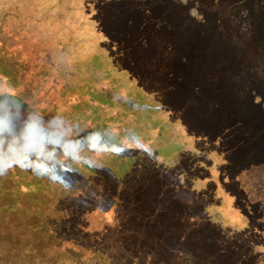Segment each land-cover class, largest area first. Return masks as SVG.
Masks as SVG:
<instances>
[{"label": "rangeland", "instance_id": "1", "mask_svg": "<svg viewBox=\"0 0 264 264\" xmlns=\"http://www.w3.org/2000/svg\"><path fill=\"white\" fill-rule=\"evenodd\" d=\"M2 1L4 0H0L1 6L4 5ZM178 1L186 8L182 10L180 16L174 17L173 14L171 19L180 23L183 32L182 45L187 48L197 47V50L203 49L200 51L201 54L207 51V55L212 57L209 61L202 60L197 73L199 83L204 89L201 94L205 103L217 102L223 106V110L227 109V112L219 117L221 119L241 115L238 110L244 107L250 110L245 114L249 119L263 118L264 121V6L261 5L263 7L258 13L257 10L253 11L254 17L250 11L252 16L250 21L248 10L252 9L249 3L255 0H236L242 1L245 6L231 5L233 14L222 16L223 21L220 22L224 26V31L219 33L214 27L217 15L208 17L201 10L198 0ZM240 10L246 15L244 18ZM139 18L143 19L142 16ZM193 27L197 28L198 34L191 33ZM92 30L89 29V32ZM54 31L55 29L50 30ZM201 31L204 33L201 34ZM76 33L72 32L68 37L70 49L66 50L64 47L59 51L52 50L50 54L48 52L45 54L48 63L46 67L49 68L50 64H53L51 60L60 58L66 51L75 53L76 58L86 48L94 49L89 51V56L82 67L81 64L76 68L70 67L68 71L70 75L67 73L62 75L66 79L65 82L69 81V85L67 88L62 87L61 93L67 94L73 99V103L70 105L60 103L59 107L65 108L73 118L59 116L71 120L67 127L71 128L74 134L78 132L85 135L94 130L99 131L109 143L126 138L124 133L126 135L129 133L131 141L141 136L149 145V149L144 153L151 156V153H157V146L159 147L162 142V138L157 134L153 140L143 135V132L154 126L152 120L160 123L170 112H182L179 114L181 119L178 121V127L187 129L194 127L191 123L193 112L187 110L190 107L200 111V107L185 102L191 93H185L183 96L181 93H166V78L163 76L161 78L165 80V85L160 89L156 74H151L149 68L151 64L158 63L149 57L146 58L144 50L134 60L120 61L119 54L112 57L108 52L109 56L102 53L100 47L108 41L107 39L101 41L99 47H92L93 41H84V38ZM233 35L237 37L238 42L250 37L252 45L246 47L249 49L253 46L252 56L255 62L252 71L245 76L249 82L248 87L242 82L240 89L245 88L239 91V88L235 90L224 81L230 58L227 47L228 44L235 43L231 40ZM194 39L198 40L199 46L195 44ZM143 40V37H137L138 43ZM116 46V51L121 52L119 49L121 45ZM78 47L82 49L78 50ZM239 53L238 49L232 50L235 57ZM68 58L71 59L72 56L69 55ZM20 62L22 63V60ZM184 64L187 63L181 62V65ZM53 65L59 69V66ZM12 66L17 67L15 64ZM133 67L144 73L138 80L131 71ZM233 69L239 73L241 68L234 64ZM23 72L20 74L21 77ZM208 77H211L214 83L210 84ZM206 79L208 89L203 82ZM103 82H107L106 91L102 90ZM210 87L213 89L210 90ZM76 89H79V92L75 93ZM178 89H181V82ZM235 91L238 93H234ZM16 94L38 104L37 97L32 93ZM125 99L132 100L131 106L138 108L134 110L128 105L121 104L120 102ZM181 105L185 111L179 110ZM51 108L47 104L34 110L36 114L43 116L41 110L53 113L52 109L55 108ZM235 108L237 111L231 113ZM132 112L135 113L127 114ZM29 113L31 112L21 110L16 118L17 125L27 120ZM143 114L149 116H142ZM140 124L143 132L140 131ZM112 126H116L118 130H109ZM168 136L170 139V134ZM167 143V149L161 153L166 158L152 163L156 168L154 173L150 172L152 167L147 158L138 170H135L138 158L143 155V151L136 148L126 150L120 155H112L110 158H95L101 167L74 169L67 174L60 173L67 175L70 182L79 181L78 189L73 191L67 190L62 184L54 183L45 175H36L19 168L12 169L8 175L10 178L13 177L11 181H6V187H13L11 192L17 193L18 211H12L11 207L15 206H12L11 195L7 192L3 204L6 206L4 209L9 208V214H4L3 224L19 223L16 226L17 229L19 227L17 240L24 242L29 239L26 225L35 223L28 220L29 214L39 215L36 224L40 227V234H35V239L50 241L46 248L47 258H44L41 264H191V260L180 256L181 250L190 253L192 249L193 261H199V264H264L262 226L253 217L244 218L245 203L242 202L234 208L236 198L228 194L229 187L226 182L212 173L214 166L209 156L196 157L199 163H205L202 168L204 174L190 177L187 173H192L195 169L196 163L190 157L195 155L196 145L191 143L189 137L184 138L180 133L174 134L171 142ZM176 156L178 162L175 161ZM57 159L60 157L57 156ZM126 160L128 163L124 168ZM164 167L171 168L170 171H182L186 174L188 185L200 193L199 195L205 194L208 205L198 208L189 204L190 210L195 207L194 219L198 222L193 223V216H190L186 207L180 208L179 212L166 210L167 206L164 204H169V195H166L169 182L162 180ZM56 174L48 173L50 176ZM137 174L140 176L138 184L133 180ZM135 187L140 191H136ZM99 195L103 199L98 201ZM163 196L166 198L164 201ZM238 198L241 199L242 195ZM160 204L164 210L162 217L159 216ZM14 230L13 226H4L1 229V243L7 252L12 249ZM24 248L26 252L31 249ZM33 250L39 251L36 248ZM39 254L36 252L33 255Z\"/></svg>", "mask_w": 264, "mask_h": 264}, {"label": "trees", "instance_id": "2", "mask_svg": "<svg viewBox=\"0 0 264 264\" xmlns=\"http://www.w3.org/2000/svg\"><path fill=\"white\" fill-rule=\"evenodd\" d=\"M259 1L255 0L249 3L252 9L248 10L250 21L251 12L254 17L253 11L257 10L258 13L264 6V0ZM198 2L201 10L208 17L213 14L217 15L214 27L219 33L224 31V26L220 22L223 21L222 16L233 14L231 5L245 6L241 3L242 1L236 0H198ZM2 3L4 5L1 6L0 3V15H2L0 18V89L5 93L12 92L22 111L36 114V110H34L36 107L39 109L49 104L50 107L55 108L54 110L51 108L53 113L41 110L42 115L44 114L41 117L46 121L59 117L66 126L69 125L71 120L68 118L72 119L73 117L69 116L65 108L59 107V104L70 105L73 103V99L69 98L67 94L61 93L62 87L67 88L69 85V81L65 82L66 79L62 75L66 73L70 75L68 73L70 67L76 68L78 64H81L80 67H82L89 56V51L94 49L86 48L76 58L75 53L66 51V54L60 58L51 60V63L59 66V69L55 68L53 64H50L49 68L46 67L48 63H46L45 54L47 52L50 54L52 50L59 51L64 47L66 50L70 49L68 37L72 32L76 31V34H80L84 41H93L92 47H99L100 42L107 39L108 41L100 47L102 53L108 55V52L112 57L119 54L120 61L134 60L144 50L146 58L149 57L150 60L158 63L151 64L149 68L151 74H156L159 88L161 89L165 85L164 81L166 80V93H181L182 96L185 93H191L187 97V101H184L187 104H197L200 111H195L190 107L187 110L193 112L191 123L194 127L190 129L178 127V121L181 119L179 114L182 112H170L160 123L152 120L151 123L154 126L149 131L143 132L140 124V131L144 133L143 135L147 139L153 140L157 134L162 138V142L159 147L157 146V153L153 152L151 156H146L145 151L142 150L143 155L141 154L138 158L135 170H138V167L147 158L152 167L150 172L154 173L156 168L152 166V163L153 161L156 162L155 160L162 161L166 158L161 153L167 149V142H171L172 136L180 133L184 138L189 137L191 143L196 145L195 155L190 157L196 165H194V172L187 174L190 177H196L200 174L203 176L202 168L205 163H199L196 157L209 156L210 162H213L214 166L212 173L226 182L227 187H229L228 194L236 198L234 208L242 202L245 203L246 210L244 213L246 214L244 218L253 217L260 223L262 226L261 236L264 239L263 118L249 119L245 114L249 113L250 110L241 107L238 110L241 115L227 116L221 119L219 117L222 116V113L225 114L227 109L223 110V106L217 102L216 104L205 103L201 94L204 89L199 83L197 73L202 60L209 61L212 57L207 55V51L205 54H201L200 51L203 49L197 50V47L195 49V47L183 46V32L180 23L171 19L173 14H175L174 17L180 16L182 10L186 8L185 5L178 0H14V2L4 0ZM240 13L243 18L246 16L242 10ZM139 16H142L143 19L141 20ZM51 29H55V31L50 32ZM89 29L93 30L89 32ZM191 33L193 35L198 34L197 28H191ZM203 33L204 31H201V34ZM137 37H143L144 40L138 43ZM236 38L233 35L231 40L235 43L228 44L227 47L230 58H228L229 64L226 67V79L224 81L235 90L239 88V91L245 88L240 89L243 84H247L248 87L249 82L245 76L252 71L255 62L252 56L253 46L249 49L246 47L252 45L250 37L243 42L236 41ZM194 42L199 46L198 40L194 39ZM118 44L121 45L119 47L121 52L116 51ZM81 49L78 47V50ZM233 49L240 50L236 57L232 54ZM69 55L72 56L71 59L68 58ZM203 55L204 57H202ZM181 62L187 64L181 65ZM211 62L210 64H212ZM13 64L17 67H13ZM234 64L240 66L239 73L234 71ZM20 69H22L21 72H25H23L22 77L20 76L21 72L19 73ZM131 71L135 73L136 80L144 74L134 67ZM162 76L166 79L163 80ZM208 81L210 84L214 83L211 77H208ZM180 82L181 89L179 90ZM203 82L205 88L208 89L207 79ZM106 84L107 82H103L101 85L103 91L107 89ZM212 89L210 87V90ZM238 91L234 93H238ZM77 92L79 89L75 90V93ZM244 92L245 90L242 91V93ZM16 93H32L34 97H37L38 104L35 101L31 103L25 99V96ZM120 103L128 105L131 109L134 108V110L138 108V106H131L132 100L125 99ZM179 110L185 111L183 105L179 107ZM235 111L237 108L231 113ZM51 113L52 115H50ZM133 113L135 112L127 114ZM59 115L69 117L64 118ZM142 116L147 117L149 114ZM111 129L113 131L118 130L116 126H112L109 130ZM168 134H170V139ZM123 135L131 140L129 133ZM175 161L178 162V156H176ZM127 163L128 160L124 162V168ZM169 169L171 168L164 167L162 171V180L169 182L166 189V195H169V204H164V206H167L168 212H179L180 208H188L190 216H193L192 221L195 223L197 221L194 219L196 218V210L195 207L190 210L189 204L198 208L208 205L204 197L205 194L199 195L200 193L198 194L188 185L185 173L179 170L177 172L170 171ZM8 173L0 176V264H41V261L47 258L48 250L46 248H48L50 241H41L42 239L36 241L35 239V234H40V227L36 224L39 215L29 214L28 220L35 221V223L25 224L29 239L24 242L17 240L19 227L17 229L16 226L19 223L14 225L3 224L4 214H9V208L4 209L6 206L3 204L7 192L11 195L12 206H15L11 207L12 211H18L16 209L17 193L11 192L13 187H6V181H11L13 177L10 178ZM151 177L149 178L150 181ZM139 179L138 174L133 177L136 184H138ZM162 184L164 185L163 182ZM135 190L140 191L136 187ZM239 195H242L241 199L238 198ZM164 199H166L165 196H163L162 201ZM162 208L163 205L160 204V217L164 216ZM4 226L15 227L12 243L9 241L12 244L10 252L5 251V247L1 243V229ZM31 236H33L32 239ZM24 247L31 249L26 252ZM34 248L39 251L33 250ZM192 251L194 252L193 249ZM192 251L184 253V250H181L180 258L191 260V264H199V261H193ZM36 252L42 253V256L40 254L33 255Z\"/></svg>", "mask_w": 264, "mask_h": 264}, {"label": "clouds", "instance_id": "3", "mask_svg": "<svg viewBox=\"0 0 264 264\" xmlns=\"http://www.w3.org/2000/svg\"><path fill=\"white\" fill-rule=\"evenodd\" d=\"M20 111L14 94L0 89V176L19 168L45 175L54 183L73 191L78 189L79 181L70 182L67 175L60 173L101 167L95 158H110L132 148L149 149L141 136L135 141L124 138L109 143L99 131L74 134L59 117L46 121L39 114L29 113L28 119L18 126L16 118ZM48 173L57 174L50 176ZM102 199L99 195L97 200Z\"/></svg>", "mask_w": 264, "mask_h": 264}]
</instances>
